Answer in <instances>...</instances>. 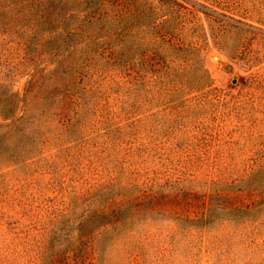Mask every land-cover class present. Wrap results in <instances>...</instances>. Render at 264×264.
Returning a JSON list of instances; mask_svg holds the SVG:
<instances>
[{"label":"rangeland","instance_id":"374dc122","mask_svg":"<svg viewBox=\"0 0 264 264\" xmlns=\"http://www.w3.org/2000/svg\"><path fill=\"white\" fill-rule=\"evenodd\" d=\"M0 102V264H264V0H0Z\"/></svg>","mask_w":264,"mask_h":264},{"label":"trees","instance_id":"16d2710c","mask_svg":"<svg viewBox=\"0 0 264 264\" xmlns=\"http://www.w3.org/2000/svg\"><path fill=\"white\" fill-rule=\"evenodd\" d=\"M115 13H118V14H126L127 16L131 17H135L138 21H136L135 24H133L132 26H140L142 28H145L147 25L143 22L144 18H145V13L143 9H138L137 7L134 8V5L133 3L128 5V6H124V4H122L121 2L118 3L116 6H115ZM114 13V14H115ZM117 14V15H118ZM128 39H132L131 40V43L128 44ZM165 41H168V40H165ZM169 43V41L167 42ZM138 47L137 43H136V40L134 39V36L129 33V34H126L122 40V44H121V49L124 50V53L127 52L126 50H136ZM173 47V45H172ZM1 104V102H0ZM7 120V119H5ZM24 123V117H23V112L20 113V114H17V115H12V117L9 119V122H4V121H0V130H3V129H6V131L9 133L10 131H19L20 128L19 126ZM230 210L231 211H241L239 207H230ZM104 216V218H106V220H109L110 218L113 219L114 216L109 213H103L102 214ZM111 224V221H108L106 223V225H110Z\"/></svg>","mask_w":264,"mask_h":264}]
</instances>
